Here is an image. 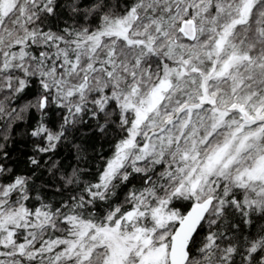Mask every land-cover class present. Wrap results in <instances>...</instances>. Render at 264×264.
Segmentation results:
<instances>
[{"label":"snow or ice","instance_id":"snow-or-ice-1","mask_svg":"<svg viewBox=\"0 0 264 264\" xmlns=\"http://www.w3.org/2000/svg\"><path fill=\"white\" fill-rule=\"evenodd\" d=\"M0 264H264V0H0Z\"/></svg>","mask_w":264,"mask_h":264}]
</instances>
